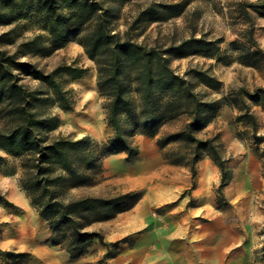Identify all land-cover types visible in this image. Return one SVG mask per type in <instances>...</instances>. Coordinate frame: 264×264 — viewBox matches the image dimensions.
I'll list each match as a JSON object with an SVG mask.
<instances>
[{
  "label": "trees",
  "instance_id": "1",
  "mask_svg": "<svg viewBox=\"0 0 264 264\" xmlns=\"http://www.w3.org/2000/svg\"><path fill=\"white\" fill-rule=\"evenodd\" d=\"M22 9L41 13L56 48L76 40L95 61L96 85L105 98V120L113 130L103 143L89 135L53 136L51 131L57 128L59 117L44 108L50 101L62 109L73 110L75 99L62 78L82 79L88 75L89 68L62 63L46 71L23 59L37 36L11 51L6 47L14 42L10 31L0 32V150L21 160L20 185L49 225L53 245H59L71 259H77L95 239L107 246L119 244L120 241L106 242L100 231L89 227L132 209L140 193L76 197L69 191L94 185L104 172L103 160L108 155L125 153L126 162L137 161L141 150L134 141L136 133L156 138L168 163L188 166L193 179L191 188L196 185L197 163L206 153L221 173L218 204L227 202L223 188L231 181L232 171L228 167L229 158L223 153V143L218 134L200 135L214 119L224 98L206 97L196 89L197 83L220 89L222 82L207 69L190 68L180 74L171 65L172 57L216 55L217 41L190 36L166 46H149L130 36L142 23L181 14L185 3H150L139 10L124 32L116 30L119 14L107 0H0V20L7 10ZM236 11L249 22L244 32L249 48L240 57L246 64L256 66V59L264 58V50L255 37L253 19L254 13L264 16V0H236ZM24 77L37 80L40 87L26 86L22 82ZM260 93L264 95V88L257 87L254 93L234 94L235 100L241 97L242 101L238 119L251 126L257 142L264 137L257 134L256 115L243 96L254 98ZM172 123L180 125L169 129ZM0 202H9L1 192ZM0 256L18 264L30 253L0 250Z\"/></svg>",
  "mask_w": 264,
  "mask_h": 264
},
{
  "label": "rangeland",
  "instance_id": "2",
  "mask_svg": "<svg viewBox=\"0 0 264 264\" xmlns=\"http://www.w3.org/2000/svg\"><path fill=\"white\" fill-rule=\"evenodd\" d=\"M115 6L119 14L116 30L124 32L140 9L153 2L185 3L181 14L173 15L163 21L142 23L130 36L145 45L166 46L177 43L190 36H205L217 41L218 52L214 56L191 54L187 57H172L171 65L180 74L190 68L207 69L221 82L220 89H211L197 83L196 89L204 96L223 99L214 119L200 133L202 137L218 134L223 143V153L229 158L228 167L232 171L231 181L223 188L226 203L218 204V186L221 173L210 162L208 173L201 170V163L195 176V187L203 184L192 196L190 188L193 179L188 166L168 163L156 144V138H147L136 133L134 141L139 145L141 155L133 163L125 161V153L108 155L103 160L104 172L98 176L94 185L73 188L72 196L98 195L112 196L135 191L141 197L137 206L128 210V215H136L143 208L142 217L146 227L139 233L155 231L166 232L171 219L180 217L188 207L203 206L204 220L212 211L220 213L234 223L237 232L253 233L262 238L264 235V140L257 142L251 126L239 120L241 97L234 98L237 91L252 92L257 87L264 88V58L256 59V66L248 65L240 57L249 48L245 28L249 22L236 11V0H107ZM255 37L259 47L264 50V16L254 13ZM10 31L14 40L6 47L13 51L22 42L36 37L23 59L36 63L40 68L50 71L62 63L79 64L89 68L88 75L82 79L68 76L62 78L66 88L75 99L74 109L65 110L58 103L48 102L44 108L47 113L57 115L59 124L51 131L53 136L81 137L89 135L94 141L103 143L113 134L105 120L103 103L105 98L96 85V63L76 40L56 48L52 36L45 27L41 13L34 9L17 11L7 10L0 20V32ZM238 43L235 44L234 41ZM192 79L191 75H188ZM22 82L30 87H40V83L30 77ZM233 92V95L230 94ZM243 98L254 111L258 129L257 134L264 137V95ZM179 123L168 125L169 129ZM150 143L155 144V146ZM0 192L8 203L0 202V250L29 252L30 256L18 264H112L110 255L117 253V246L102 244L93 240L88 251L80 258L71 259L59 245L49 239L50 228L31 204L25 190L20 185L22 174L21 160L0 150ZM209 157L206 153L203 158ZM210 158V157H209ZM202 171V172H201ZM213 174V175H212ZM210 177V178H209ZM203 178V179H202ZM213 179L212 185L206 187ZM194 187V188H195ZM211 189V190H210ZM22 192L32 205L30 211L23 208L14 197ZM223 202V200H221ZM186 202L185 208H183ZM122 215V214H121ZM116 220L97 222L89 227L100 231L106 242L115 236ZM33 223V224H31ZM35 228V229H34ZM125 239H128L125 237ZM264 239V237H263ZM264 247V244H263ZM0 264H17L0 256Z\"/></svg>",
  "mask_w": 264,
  "mask_h": 264
},
{
  "label": "crops",
  "instance_id": "3",
  "mask_svg": "<svg viewBox=\"0 0 264 264\" xmlns=\"http://www.w3.org/2000/svg\"><path fill=\"white\" fill-rule=\"evenodd\" d=\"M208 160L218 172L212 159L205 157L197 163L198 174L201 163L209 165ZM214 180L205 186L210 187ZM202 186L193 187L192 196ZM197 204L189 206L182 216L172 217L164 233L157 229L138 232L146 227L143 208L136 215H128V210L120 212L112 219L116 220V235L109 237L120 241L112 264H264V235L260 239L253 233L237 232L234 223L219 212L212 211L204 220L205 208Z\"/></svg>",
  "mask_w": 264,
  "mask_h": 264
},
{
  "label": "bare ground",
  "instance_id": "4",
  "mask_svg": "<svg viewBox=\"0 0 264 264\" xmlns=\"http://www.w3.org/2000/svg\"><path fill=\"white\" fill-rule=\"evenodd\" d=\"M210 165V164H209ZM208 164H205L201 170H204V173H208L209 172V166ZM202 172V171H201ZM213 175V174H212ZM210 178V177H209ZM203 179V178H202ZM14 197L19 201L20 205L25 208L26 210L30 211V208L32 207V205L29 203V201H27V199L25 198L24 194L22 192H16L14 193ZM33 224V223H31ZM35 229V228H34Z\"/></svg>",
  "mask_w": 264,
  "mask_h": 264
}]
</instances>
